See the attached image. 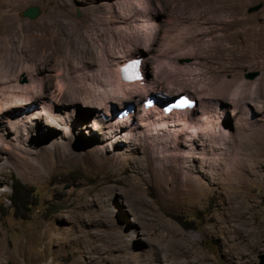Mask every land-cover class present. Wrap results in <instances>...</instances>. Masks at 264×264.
<instances>
[{
  "label": "rangeland",
  "instance_id": "rangeland-1",
  "mask_svg": "<svg viewBox=\"0 0 264 264\" xmlns=\"http://www.w3.org/2000/svg\"><path fill=\"white\" fill-rule=\"evenodd\" d=\"M154 2L161 5L165 15L160 19L161 30L155 41L149 43L154 49L163 44L161 41L169 33L165 43L171 47L187 40L184 43L187 47L181 52L192 53V58L182 60V64L192 65L205 79L230 80L239 74L243 81L253 83L263 78L264 47H259L260 43L226 50V43L233 42L243 28L235 27L236 31L230 33L226 30L227 23L236 22L240 16L224 13L232 4H238V0ZM123 3L124 0H0L1 70L16 64L3 59L19 60L25 56L38 65L48 61L46 73L51 74V79L47 91L55 92L56 69L65 55H73V49L81 58H93L89 41L101 31L106 33L102 43L114 48L121 43L119 36L111 37L115 33L109 32L111 26L95 16L113 12L114 17L122 18L128 12ZM260 3L263 4L260 11L249 12ZM34 5L41 8V15L35 20L23 18L24 10ZM59 12L70 13L73 19L59 21L56 19ZM242 14L264 27V0L247 1ZM218 18L223 25L220 26ZM139 26L131 23L130 31L143 41L147 32ZM111 30L116 31V27L112 25ZM178 34L184 38L181 40ZM80 39L82 42L78 43ZM12 45V58L6 57L4 47ZM78 47H83V52L78 53ZM42 51L49 53L48 60L42 58ZM141 53L149 58L146 50ZM138 56L146 59L145 55ZM161 61L165 69H170L167 61ZM154 65L145 69L146 75L148 72L151 76ZM182 72L178 74L187 82L189 70ZM260 91L264 100V87ZM118 100L110 103L113 106L110 118L125 108L123 98ZM141 100L134 103L136 112L142 106ZM66 102L68 98L59 101L55 109L56 116L62 117V124L55 117L44 118L43 124L36 119V129L26 127L23 132H19V121L11 120L15 115L10 116L6 109L0 113V136L5 140L0 143V264H156L159 255L161 258L170 255L176 244L182 253L192 251L189 259L192 263L197 261L196 257L205 260L204 264L260 263L259 256L264 254V181L250 188L240 178L228 176L226 186L242 192L237 207L242 214L236 223L233 214L227 218L220 202L221 183H215L216 191L207 196L201 197L204 195L201 191L195 196L177 194L173 189L184 178L179 165L152 156L140 137L130 145L116 139L115 134L105 129L109 118L100 120L95 109L81 104L75 110V121L63 119L70 113V110L66 112ZM94 120L96 125L91 126ZM9 121L13 124L9 125ZM53 121L57 127H51ZM258 128L254 127V132ZM248 154L236 164L237 173L245 177L254 168L262 178L264 157L257 159ZM192 164L194 179L209 169L195 159ZM211 168L217 171L222 167ZM17 181L29 187L32 197L28 207L16 214L10 198ZM246 197L252 202L245 201ZM167 262L164 264H177Z\"/></svg>",
  "mask_w": 264,
  "mask_h": 264
},
{
  "label": "bare ground",
  "instance_id": "bare-ground-1",
  "mask_svg": "<svg viewBox=\"0 0 264 264\" xmlns=\"http://www.w3.org/2000/svg\"><path fill=\"white\" fill-rule=\"evenodd\" d=\"M247 1L249 0H238V4H232L229 6L230 10L224 13L226 15L233 13L235 16H240L234 23H230L231 21L229 20L230 22L226 26L228 33L235 27L236 29L243 27L242 32L236 38H233V42L226 43L227 51L242 49L244 44L246 46H256L260 43L259 47H264V27L251 21L252 19L243 17L242 10ZM124 2L123 4L127 7L128 12L122 18L114 17L113 12L112 14L100 12L95 16L103 23L111 26L108 29L110 30L109 32H115L111 37L119 36L121 43L117 44L115 48L102 43L101 40L106 37V33L101 31L96 38L89 41L93 58H81L80 54L74 52L76 49H73L74 51H71L73 55L71 53L70 57L65 55L66 58L63 57L60 61V66L56 69L54 75L56 77L55 92L49 91L50 89L47 91V84L51 79V74L46 73L48 61L45 64L41 63L38 65L25 58V56L19 60L3 59L8 64L13 61L16 64L11 66V63V67L9 66L8 69L4 70H1L2 65L0 66V113H3L6 109L10 112L8 113L10 116L15 115L16 117H11V120L19 121L21 125L18 124L20 127L19 132H23L26 127L36 129L34 121L36 119L41 121L44 118L53 119L52 117H55L54 119H57L62 124V117L58 118L56 116L55 109L58 102L64 98H68L65 109L66 112L70 110V113L69 115L65 114L66 117H63V119H73L75 121L77 119V116L74 115L75 110L81 104L83 107L95 109V114L99 116L100 120H104L106 117L109 118L105 129L109 133L115 134L116 139L128 142L130 145L134 139L140 137L141 144H144L145 148L151 152V155L159 161H167L177 164L179 167L181 166L180 169L178 167V170L181 171L184 178L182 179L183 182L181 181L182 183H180L181 185L179 184L180 186L178 185L173 189L177 194L195 196L201 191L204 193L201 196L203 197L210 192L216 191L215 183H221L219 191L218 187L217 191L220 192V202L224 206L225 214L227 218L233 214L235 217L234 221L236 220V223H238L239 214H242L239 212V208L237 209L240 204L238 198L242 192L236 188H228L229 186H226L227 178L228 176H236L242 180L245 187L250 188L257 182L264 181L262 179L264 176L261 178L256 172L257 169H249L245 177L237 173L236 170V164L248 153L257 159L264 157V115H262V113L264 114V100L259 93L261 92L260 89L264 87V74L262 79L260 77L253 83L243 81L240 79L239 76L241 75L239 74H236L230 80L220 79L216 81L214 78L205 79L199 72L197 73V71L192 69V65L189 66L187 65L188 63L182 64V60L192 58V53L184 54V52H181L182 49L184 50L187 47L184 45L185 42L188 43L187 40L180 42V45L171 47L165 43L170 38L167 32L168 34L161 41L163 44H159L160 47L157 50L149 44L155 41L157 32L161 30L160 19L164 15V10L162 11L159 3H155L154 0H124ZM56 19L64 22L72 20L73 17L70 13L59 12ZM218 21L220 22L221 20L218 18ZM131 23L132 25L133 23L139 24V27L146 29L147 33L145 37L143 36V41L130 31ZM221 24L220 22V26ZM112 25L116 27V31L111 30ZM178 35L180 36V34ZM180 38L182 40L184 35L180 36ZM81 39L78 43L82 42ZM13 47V45L4 47L7 52L6 57L8 55L12 58ZM78 48L80 49L78 53L83 52V47ZM142 50L148 52L149 58L146 54L141 53ZM46 54L49 53L42 51L43 59L48 58ZM138 55L146 56V59L140 56L143 58L144 79L139 82L140 87L133 88L134 85H126L117 77L121 67L128 60L139 57ZM35 58L38 59L37 57ZM161 60L167 61V66L170 69H165L166 65L163 67ZM0 62H3L2 59H0ZM153 65L155 67L151 71V76L148 72L146 75L145 69L148 70L147 67L149 66L150 68ZM186 70H189V76L188 79H185L187 82H184L178 72ZM183 89L185 90L182 91ZM180 91L182 93L187 91L188 93H186L194 98L196 105L191 110L171 112V116L179 117L177 119L160 116L161 113H157L160 110V104L148 111L143 110L141 106L139 111L126 122L110 118L113 115V106L111 107L110 103L113 102L114 104L116 99L123 98L122 103L125 102V104L126 102L134 104L142 99V104H144L148 95L157 94L158 102H163L166 98L172 96L173 100H175V96L180 95ZM79 119L83 120L84 118L80 117ZM12 121H9V125ZM95 121L97 120H94L91 126L95 124ZM41 122L42 124L44 123L43 121ZM55 123V121L50 122L51 127H57ZM15 127H17V124ZM81 127L84 128V125H81ZM254 127H259V130H257L259 134L256 135L257 131L255 130L256 133L254 132ZM2 132L3 134L5 133L4 130ZM27 135H25V139L28 138ZM3 138L0 136V143L5 142ZM194 159L202 166H209L208 170L198 173L199 175L196 179H194V176V178L192 177L193 169H191ZM216 166L222 168L218 169V171ZM211 167H215L217 171L211 170ZM200 171H202L201 168ZM189 187L192 188V191H189ZM249 197L244 200L252 202ZM177 249H181V247L176 244L172 246L170 255L163 258L160 255L158 258L157 255L156 264L168 263V260L177 264H204L205 260L203 261L199 257H196L197 261L193 260V263L189 261L192 257L191 254H193L191 250H185L182 253L180 252L181 250Z\"/></svg>",
  "mask_w": 264,
  "mask_h": 264
},
{
  "label": "clouds",
  "instance_id": "clouds-1",
  "mask_svg": "<svg viewBox=\"0 0 264 264\" xmlns=\"http://www.w3.org/2000/svg\"><path fill=\"white\" fill-rule=\"evenodd\" d=\"M143 58L142 57H137L134 59H130L124 64L121 69L118 71V79L123 82L126 85H134L133 88L140 87L139 82H142L144 79V69H143ZM135 63H139V70L141 74V78L137 80H130L128 77V69L129 66ZM186 97L188 100L191 101L196 105V102L194 98H192L189 94L187 93H182L178 96H176V99L173 100V97L166 98L165 101L163 102H158V96L156 95H148L146 97V100L144 104H142V108L145 111H148L150 109H153L157 104H160V110L157 111V113H161L160 116L164 117H170L171 119H177L179 118L178 116H171V112H180L184 110H191L194 106H188L184 108H177V107H172L174 103L182 98ZM172 107V108H171ZM117 109H115L116 112ZM136 107L134 104L127 103L125 104V108L122 109V111H117V115L115 114V117L113 119H116V121H121V122H126L131 116H134L136 113Z\"/></svg>",
  "mask_w": 264,
  "mask_h": 264
},
{
  "label": "trees",
  "instance_id": "trees-1",
  "mask_svg": "<svg viewBox=\"0 0 264 264\" xmlns=\"http://www.w3.org/2000/svg\"><path fill=\"white\" fill-rule=\"evenodd\" d=\"M13 197L10 198L12 209L17 212L23 211L28 207L29 199L32 197V192L29 187L21 181H17L16 185L12 189ZM24 215V214H22Z\"/></svg>",
  "mask_w": 264,
  "mask_h": 264
},
{
  "label": "water",
  "instance_id": "water-1",
  "mask_svg": "<svg viewBox=\"0 0 264 264\" xmlns=\"http://www.w3.org/2000/svg\"><path fill=\"white\" fill-rule=\"evenodd\" d=\"M263 7V4L260 3L258 5H255L253 7H251L249 9V12L252 13V12H257V11H260ZM42 13V10L40 7L34 5V6H29L27 7L24 12H23V18H27V19H30V20H35L37 19ZM254 76L256 75H250L251 78H253ZM259 259H260V263L259 264H264V254L260 255L259 256Z\"/></svg>",
  "mask_w": 264,
  "mask_h": 264
},
{
  "label": "snow or ice",
  "instance_id": "snow-or-ice-1",
  "mask_svg": "<svg viewBox=\"0 0 264 264\" xmlns=\"http://www.w3.org/2000/svg\"><path fill=\"white\" fill-rule=\"evenodd\" d=\"M128 71H129V73H130V75H129V77H128L129 79H131V78H138V77L136 76V73H135V64L130 65ZM186 104H187V101H180V102H178L175 106H176V107H183V106L186 105Z\"/></svg>",
  "mask_w": 264,
  "mask_h": 264
}]
</instances>
